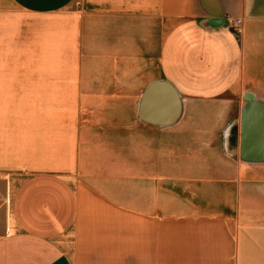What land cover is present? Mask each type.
I'll return each mask as SVG.
<instances>
[{
  "label": "crops",
  "instance_id": "crops-1",
  "mask_svg": "<svg viewBox=\"0 0 264 264\" xmlns=\"http://www.w3.org/2000/svg\"><path fill=\"white\" fill-rule=\"evenodd\" d=\"M10 102L0 264H264V0H0Z\"/></svg>",
  "mask_w": 264,
  "mask_h": 264
},
{
  "label": "water",
  "instance_id": "water-1",
  "mask_svg": "<svg viewBox=\"0 0 264 264\" xmlns=\"http://www.w3.org/2000/svg\"><path fill=\"white\" fill-rule=\"evenodd\" d=\"M156 86V83H153L151 84L146 92H145V97H149L152 94V89H154ZM168 100L170 101V105H171V113L166 117V118H151V117H147L145 116V113H142V117L145 119V120H148V121H153V122H159V123H166V122H170L172 121L176 115L178 114V110H179V102H178V99L176 97V95L174 94V92L171 90L168 92ZM245 100L246 101H253V96L251 94H247L245 95ZM144 107H145V104H144ZM248 117H249V112H245L244 113V116H243V125H244V133L247 131L246 130V125L248 123ZM250 146V143L247 142V140L244 138L243 139V142H242V153L243 155H245L246 157H249V158H252V159H264V149H262L261 151H252L250 150L248 147Z\"/></svg>",
  "mask_w": 264,
  "mask_h": 264
},
{
  "label": "rangeland",
  "instance_id": "rangeland-1",
  "mask_svg": "<svg viewBox=\"0 0 264 264\" xmlns=\"http://www.w3.org/2000/svg\"><path fill=\"white\" fill-rule=\"evenodd\" d=\"M15 11H13L11 9V33L14 31V25H16V18H17V14L14 13ZM14 14V15H13ZM18 45H17V37L16 35L14 37H11V56H10V62H11V69L10 71H8L7 74L8 75V79L11 81V84L13 81L17 80L18 77H20L21 74H23L24 72L22 71H18L16 70V68L12 67V66H16V64L14 63H17L19 62V55H18ZM18 103H14V102H10V103H4V104H1L0 103V112H1V108L2 106H4V111L3 112H7L8 116H9V121H10V124L14 123V122H17V108H18ZM7 109V110H6ZM6 116V115H4ZM2 117V114L0 113V123L2 121L1 119Z\"/></svg>",
  "mask_w": 264,
  "mask_h": 264
},
{
  "label": "built area",
  "instance_id": "built-area-1",
  "mask_svg": "<svg viewBox=\"0 0 264 264\" xmlns=\"http://www.w3.org/2000/svg\"><path fill=\"white\" fill-rule=\"evenodd\" d=\"M226 21L235 32H240L241 19H231L229 16H226Z\"/></svg>",
  "mask_w": 264,
  "mask_h": 264
}]
</instances>
